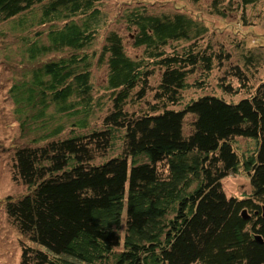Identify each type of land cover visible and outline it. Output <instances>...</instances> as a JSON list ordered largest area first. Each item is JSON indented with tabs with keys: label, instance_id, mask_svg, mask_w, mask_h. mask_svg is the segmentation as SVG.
Instances as JSON below:
<instances>
[{
	"label": "trees",
	"instance_id": "1",
	"mask_svg": "<svg viewBox=\"0 0 264 264\" xmlns=\"http://www.w3.org/2000/svg\"><path fill=\"white\" fill-rule=\"evenodd\" d=\"M101 1L0 0V40L15 44L5 62L18 70L6 99L30 141L12 147V180L27 191L6 200L7 218L31 245L21 244L19 264H264V78L251 85L263 46L234 41L233 64L200 20L135 6L122 18L140 54H127L115 31L98 48ZM221 8L212 0L209 12L223 16ZM93 65L105 68L110 106L101 118ZM214 70L239 85L221 80L229 101L211 94L172 108ZM94 118L99 126L79 134ZM237 138L253 147L239 152ZM238 172L251 192L227 198L221 181Z\"/></svg>",
	"mask_w": 264,
	"mask_h": 264
},
{
	"label": "rangeland",
	"instance_id": "2",
	"mask_svg": "<svg viewBox=\"0 0 264 264\" xmlns=\"http://www.w3.org/2000/svg\"><path fill=\"white\" fill-rule=\"evenodd\" d=\"M211 1L212 0H199L197 3H192L188 0H102L99 5L103 13V19L98 29L99 32L96 39L98 42L97 47L100 48L103 45L104 38L108 32L115 31L122 37L124 49L127 54L131 56L140 54V51L132 49L131 32L127 30L122 16L129 8L146 6L155 14L160 12H181L190 15L194 19L200 20L208 27L210 35L214 36L212 37L214 45L216 46L218 43L224 44L226 50L229 51L230 54H234V58L231 59V63L233 64L239 63V52L237 51L234 41L244 45L246 44V49L258 47L259 45H262L264 49V0L248 7H238L237 3L233 0L232 2L221 0V6H223L221 9L225 10L223 16H214L209 12ZM0 30H4V28L0 27ZM6 45L11 49H15V44H13L11 37H7L5 41L0 40V264H19L21 244L31 245L26 238L20 235L7 218L5 213L6 200H15L18 197H22L27 191L25 186L12 180L13 174L11 165L14 155V149H12V147L14 144L25 146V144H29L30 141H26L28 138L15 122V117L12 113L14 105L6 99V91L12 83V78L16 77L18 74L16 68L17 64H15V62H10L9 64L5 62L8 53L4 52ZM231 63L226 61L223 64ZM227 66L228 65H226V67ZM223 70H225V68ZM223 70H214L206 80L204 88L194 89L189 87L184 91L180 105L172 108L174 110H180L191 99H197L200 96L211 94H216L218 97L224 96V99L229 101V97L231 98V96L225 95L220 88L221 80H225V83L228 84L233 91L239 90V85L234 79L231 80L229 77H223ZM91 76L94 86L93 97L96 99L101 98L102 103L101 109L95 108L94 116L95 118H101L102 114H104L110 106L108 105V95H105V91L102 90L105 86V68L93 65V68H91ZM263 78L264 69L251 78L254 79L251 81L252 88L258 87ZM197 80L198 76H193L190 77L188 83L193 84ZM157 81L158 75L151 80V88L157 84ZM147 96L149 100L152 99L151 94ZM234 96V99H239L241 97V95ZM95 118L89 126L90 130H84L79 134H86L94 128H97L101 119ZM188 119L189 117H187V120ZM188 122L189 120L186 122V127L188 126ZM69 130L70 128H65V134L62 138L69 136ZM36 137L37 135L33 138ZM235 143V147L237 146L239 152L243 153L253 147V142L244 138H237ZM118 148L119 145H117V150L108 153V156L118 154ZM221 187L227 198L241 199L244 196H248L251 192L250 182L243 172L227 175V177L221 181Z\"/></svg>",
	"mask_w": 264,
	"mask_h": 264
},
{
	"label": "water",
	"instance_id": "3",
	"mask_svg": "<svg viewBox=\"0 0 264 264\" xmlns=\"http://www.w3.org/2000/svg\"><path fill=\"white\" fill-rule=\"evenodd\" d=\"M255 214H257V213H255ZM241 217H242V220L247 221V220H249V217H250V216H249V214H247V212L244 210V211H242V213H241ZM260 217H261V219H262L263 222H264V205L261 206V208H260ZM255 240H256V242L262 244V241H261V237H260V236H255Z\"/></svg>",
	"mask_w": 264,
	"mask_h": 264
}]
</instances>
